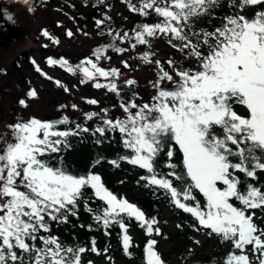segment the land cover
Instances as JSON below:
<instances>
[{"label":"snow or ice","instance_id":"6c2138e0","mask_svg":"<svg viewBox=\"0 0 264 264\" xmlns=\"http://www.w3.org/2000/svg\"><path fill=\"white\" fill-rule=\"evenodd\" d=\"M19 2L29 6L27 11L34 10L30 0ZM218 6H223L221 0H141L138 7L130 5V11L145 17L154 13L159 20L143 23L131 36L109 31L113 41L132 40L129 47L135 49L150 46L152 39L166 38L186 63L174 59L161 63L143 52L139 61L154 66L155 79L149 82L154 92L149 102L137 103L133 89L137 82L124 79L131 96L119 101L123 119L107 118L108 109L103 108L84 114L89 121L101 119L102 126L94 130L80 124L60 130L58 126L69 124L66 116L55 121L14 119L0 130V264H83L86 251L100 255L94 239L86 249L67 246L51 234L49 221L67 223L69 215H77L86 189L102 202L94 221L103 226L105 235L109 227L118 225L125 254H131V237L124 217L134 219L148 237L162 235L156 218H147L136 205L117 198L99 174L77 176L50 163L52 154L71 146L69 137L90 131L100 137L120 134L124 148L131 152L120 160L145 170L147 175L141 179L146 186L163 189L175 208L194 218L196 231L215 236L225 246L220 264H264V222L256 220V210L264 212V187L258 186L264 175V0H231L233 14L223 16L213 30L195 27ZM0 16L12 20L6 13ZM110 19L107 15L96 19L98 29ZM65 34L74 35L71 30ZM41 35L59 43L46 29ZM108 47L118 54L129 50ZM107 51L97 47L94 59L85 58L75 67L63 58H49L47 63L58 64L68 73L78 72L81 84L91 82L92 87L121 97L120 69L100 66L101 61L111 59ZM121 63L126 69L131 67L126 60ZM35 71L52 79L39 66ZM55 84L69 91L60 81ZM36 98L37 91L30 88L17 103L26 109L27 101ZM86 103L98 101L87 99ZM177 149L179 166L173 160ZM162 154L167 157L166 173L158 171ZM110 163L119 166L117 161ZM85 208L93 212L87 202ZM157 244L154 238L146 241L142 264H166Z\"/></svg>","mask_w":264,"mask_h":264},{"label":"trees","instance_id":"16d2710c","mask_svg":"<svg viewBox=\"0 0 264 264\" xmlns=\"http://www.w3.org/2000/svg\"><path fill=\"white\" fill-rule=\"evenodd\" d=\"M66 1L67 0H64L62 3H65ZM140 2L141 0H68L67 7L74 14L72 16L73 21H79L77 12L80 8L90 11V18L93 21L94 28L97 31L96 33L103 39L98 41L96 47L90 50L88 56L84 57V59H94L92 54L97 47H106L108 48L107 52L116 53L108 46L114 45L123 48L122 46L128 43L113 41L112 37L108 34L109 31L114 33L130 31L132 34L133 30L143 23L154 24L158 22L159 18L156 17L154 13L145 17L136 12L130 11V5L135 4L138 7ZM221 3L223 6L215 8L213 10V15L202 17L195 27L211 31L221 23V18L223 16L233 14L231 0H221ZM58 8L62 9L60 4ZM105 15L111 19L107 20L105 25L98 29L95 20L104 19ZM248 15H252L251 10L248 11ZM77 21L76 23H78ZM101 32L103 33L102 35L100 34ZM59 43L53 44L51 40L46 38L45 49H54ZM137 48L142 49L139 55L148 51L152 54L153 60H159L161 63H164L160 59L162 53L169 54L167 60L174 59L179 64L186 63V61L181 58L182 54L173 49L167 42L166 38L152 39L150 46L137 45ZM49 57L57 59L54 55H50ZM79 63L80 62L69 64L75 67ZM148 66L152 73V77L148 79L150 82L155 79V73L153 70L154 66ZM164 66L165 68L168 67L167 64H164ZM61 69L65 74L70 76L73 75L81 80V75L78 72L68 73L63 68ZM124 79L128 78H120L118 81V84L122 89L121 97H117L115 94L110 93L113 96L114 101L118 104V107L121 99L127 101L131 96L129 89L123 84ZM150 88L152 89L151 86ZM133 89L138 94L136 100L137 103L150 101L149 98L146 101L140 102L141 88L139 85H134ZM104 91L106 90L104 89ZM152 91L154 92L153 89ZM103 108L108 109L107 118L113 120L124 118V114L120 107L117 109L113 106H105L96 110L90 109L87 113H99ZM237 111L240 113L244 112L242 108H237ZM101 115H103V113H101ZM60 118L63 117H52L49 121H55ZM68 119V125L58 126L60 130L68 128L75 129L76 124L86 126L92 130L97 126H102V121L99 117H94L93 120L89 121L85 119L84 114H72L68 116ZM97 139L101 142L97 143ZM68 140L71 146L59 154H52L50 163L54 166H63L67 171L77 176L87 175L89 172L99 174L103 184L108 190L115 194L117 198L126 199L128 202L136 205L145 213L147 218H156L158 221L156 226L160 228L162 233L161 236L163 239L167 240L173 248V251L163 258L166 264H173L172 259L174 255L178 256L182 264H220L226 251L225 246L219 243L215 236L205 235L203 230L196 231L193 227L195 223L194 218L191 217L190 214L184 213L182 210L175 208L169 202L168 194L163 189H158L156 186H146L145 180L141 179L142 176L147 175L145 170L133 166L126 161L120 160V157L122 156L131 155V152L129 149L124 148L118 132H109L106 133L105 137H100L98 133L93 135L90 131L88 133H80V135L75 137H69ZM166 159L167 157L163 154L158 158L160 164L158 171L165 173L168 171V169L163 166ZM97 160L100 162L97 163ZM173 160L178 166L180 165L181 156L178 149L176 150V155ZM110 161H117L119 166H114ZM174 184L179 189L180 185L178 182L174 181ZM258 186L264 187V175L259 177ZM85 191L86 195L79 201L76 209L77 215H69L67 223L49 221L51 234L58 237L60 241L67 246L85 247L86 249L91 248V241L94 239L101 254L97 255L90 250L86 251L82 255L83 264H88L91 258L94 261L91 262V264H99V262L111 264L113 259L122 261L125 264H142L143 248L146 241L149 239L145 234L144 229H142L134 219L129 220L127 217H124L125 222L128 224V228L134 231L137 236L136 244L130 246L129 251L131 254H125L121 241L122 234L118 225L109 227L107 229L109 234L105 235V229L103 226L96 223L93 219L94 213L101 210L102 202L91 196V189H86ZM194 194H196L197 198L202 202V197H200L198 193ZM86 202L88 206L93 209L92 213L86 210ZM166 208H170L172 215L171 218L177 221L175 231L172 234L167 232L164 227L167 223V219L164 217V210ZM256 220L258 223L264 222V212L256 210ZM178 225L180 227H177ZM262 226H264V224H262ZM199 233L205 237L203 243L204 249L209 246H215L217 252H219L217 255L196 254L188 251V247L196 240ZM44 235H47V233H44ZM105 249H107V252H105Z\"/></svg>","mask_w":264,"mask_h":264},{"label":"rangeland","instance_id":"374dc122","mask_svg":"<svg viewBox=\"0 0 264 264\" xmlns=\"http://www.w3.org/2000/svg\"><path fill=\"white\" fill-rule=\"evenodd\" d=\"M64 0H30L33 11H27L29 6L23 5L19 0H0V13H6L12 17V20H7L4 16H0V22L4 23L6 27L4 32L12 34L8 43L3 49L5 63L8 66V71H11V63L18 54H25L26 50H34V60H40L41 55L37 53L38 47L35 45L37 36L41 31V28L47 30L49 33L55 35L60 41L58 46L54 49H44L42 55H44L45 62L43 72L46 76L51 77L49 80L45 76L39 75L34 71L21 72L13 70V76L19 79L21 76V84L23 93L19 98H25L26 88H33L38 93V98L29 99L27 101L28 107L26 109L21 108L15 99L12 100V95L5 94L3 87L0 85V130H3L4 126L14 119L28 120L30 117H35L41 121H49L52 117H68L72 114L83 115L90 109H99L105 106H113L119 109L118 104L114 101L113 96L104 91V89H96L92 87L91 82L87 84H81L80 80L75 76L65 74L61 67L57 65H48L47 60L54 55L57 60L66 58L70 64L81 62L84 57L88 56L90 50L96 47L98 41L103 40L102 37L97 35V31L94 28V24L91 17V12L80 8L78 10V23L73 21L74 15L67 7V2L62 3ZM61 5L62 9L58 6ZM82 17V18H81ZM59 25V26H58ZM83 32H82V30ZM67 30H71L74 35L69 38L65 34ZM2 32V31H1ZM0 32V33H1ZM130 36L131 32L127 31ZM10 34V35H11ZM22 36V37H21ZM133 43L129 40L128 43L123 45V48L129 50L123 54L107 52V55L111 57L110 60L105 59L100 62V66L106 70L109 68H118L121 71L122 78L134 79L137 85L140 86V102L148 100L153 91L149 86L148 79L152 77V73L148 65H144L138 59L139 53L142 49H131L129 46ZM169 50V49H168ZM40 52V51H39ZM169 57L168 53H162L160 59L162 62L167 61ZM126 60L130 68L123 67L121 61ZM23 77L28 79V82H24ZM60 83L69 89L68 92L63 91L61 87H57L55 81ZM104 80L101 79V82ZM11 89L15 92L14 87ZM87 99H95L98 101L96 105H88ZM76 105V109H73L71 105ZM170 208L164 210V217L167 219L165 229L172 234L175 231L176 223L171 218ZM128 235L131 237V245L136 244L137 236L134 231L128 228ZM158 241L157 250L162 259L169 255L173 248L170 243L163 239L162 236L149 237ZM199 241V244L194 242L188 247V251L196 254H211L217 255L215 246H209L206 249L203 247L205 237L199 233L195 241ZM191 250V251H190ZM94 262L93 259H90ZM173 264H182L177 255H174ZM104 264V262H99ZM111 264H125L122 261L113 259Z\"/></svg>","mask_w":264,"mask_h":264},{"label":"flooded vegetation","instance_id":"af4514ba","mask_svg":"<svg viewBox=\"0 0 264 264\" xmlns=\"http://www.w3.org/2000/svg\"><path fill=\"white\" fill-rule=\"evenodd\" d=\"M3 23H4V19H3ZM3 23L0 22V32L2 31L0 33V85H2L3 87V92L5 94L12 95L11 97L12 100L15 99L17 102V100L19 99V96L22 95L23 93V89L21 86L23 82H21V78H22L21 76H19V79L13 76V73H14L13 70H15L16 72L17 71L21 72L22 70L24 71L31 70V71L36 72L35 68L39 66L40 69L43 71L45 58H44V55H42V52L45 49L46 38L42 37L41 35V31L44 30L42 27L40 33L37 36V40L35 41V45L38 47L40 51V52L37 51V53L41 55L40 60H36V61L34 60V56L32 54L34 53V50H26L25 54L16 55V57L12 61L13 63H11L12 65V67L10 68L11 71H8L7 69L8 66L5 63V59H4L5 57L3 54V49L5 45L8 43L9 36L11 37L12 34L9 32L3 31L6 29L4 25H1ZM23 79H24V82H28V79L26 77H23ZM12 86L14 87L15 92L11 89ZM27 89L28 88H26V90Z\"/></svg>","mask_w":264,"mask_h":264}]
</instances>
